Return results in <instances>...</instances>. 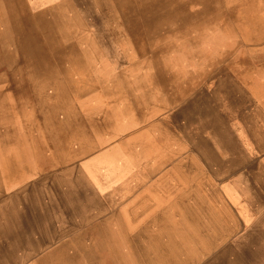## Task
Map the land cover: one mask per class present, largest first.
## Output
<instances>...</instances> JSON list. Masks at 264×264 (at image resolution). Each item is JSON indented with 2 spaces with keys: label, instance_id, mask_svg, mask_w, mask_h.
Masks as SVG:
<instances>
[{
  "label": "rangeland",
  "instance_id": "1",
  "mask_svg": "<svg viewBox=\"0 0 264 264\" xmlns=\"http://www.w3.org/2000/svg\"><path fill=\"white\" fill-rule=\"evenodd\" d=\"M0 264H264V0H0Z\"/></svg>",
  "mask_w": 264,
  "mask_h": 264
},
{
  "label": "crops",
  "instance_id": "2",
  "mask_svg": "<svg viewBox=\"0 0 264 264\" xmlns=\"http://www.w3.org/2000/svg\"><path fill=\"white\" fill-rule=\"evenodd\" d=\"M173 111V110H172ZM162 114H163V116H165L167 119L169 118V112L168 111H166V112H164V110H162ZM181 126H184V124L182 123V125ZM163 127V126H162ZM163 129H166V130H168V131H170V132H172V133H177V131H176V129L174 128V126L172 125L171 126V124H170V122H167V123H165V125H164V127H163ZM194 132H195V129H194ZM237 135H239V137H241L240 136V134L239 133H237ZM204 136L207 138V140L209 141V144L211 145L213 142L209 139L210 138V135L208 134V133H204ZM179 138H180V140H181V142L180 143H178L179 144V146L181 145V149L183 148V146L185 145L186 146V149H188L187 150V152H186V154L187 155H189V154H193V152L192 151H194V146L192 145V143H190V142H187V140L185 139L186 137H184V136H182V137H180L179 136ZM226 200H227V202H231V200H230V198L229 197H226Z\"/></svg>",
  "mask_w": 264,
  "mask_h": 264
},
{
  "label": "bare ground",
  "instance_id": "3",
  "mask_svg": "<svg viewBox=\"0 0 264 264\" xmlns=\"http://www.w3.org/2000/svg\"><path fill=\"white\" fill-rule=\"evenodd\" d=\"M37 3V2H36ZM91 85V84H90ZM21 108V107H20ZM32 108V107H31ZM162 120V119H161ZM135 127V126H134ZM19 128V127H18ZM136 128V127H135ZM131 130V129H130ZM122 131V130H121ZM124 132V131H123ZM116 133V132H115ZM155 133V132H154ZM155 135V134H154ZM158 135V134H157ZM160 135V134H159ZM168 136V135H167ZM112 137V136H111ZM126 137V136H125ZM148 137V136H147ZM155 138V137H154ZM158 138V137H157ZM156 138V139H157ZM109 139V138H108ZM107 139V140H108ZM172 139V138H171ZM106 140V141H107ZM111 140V139H110ZM148 140V139H147ZM155 140V139H154ZM163 140V139H162ZM119 141V140H118ZM150 141V140H149ZM153 141V140H152ZM173 141V140H172ZM169 142V141H168ZM19 143V142H18ZM114 143V142H113ZM146 143V142H145ZM147 143H149V142H147ZM20 144V143H19ZM150 144H152V143H150ZM149 145V144H148ZM150 146V145H149ZM173 146V145H172ZM20 150V149H19ZM166 150V149H165ZM20 151H22V150H20ZM19 151V152H20ZM11 152V151H10ZM21 153V152H20ZM95 154V153H94ZM160 154V153H159ZM158 154V155H159ZM7 156V155H6ZM25 156V155H24ZM8 157V156H7ZM29 157V156H28ZM90 157V156H89ZM151 157V156H150ZM4 158H5V155H4ZM25 158V157H24ZM107 159V158H106ZM27 160V159H26ZM32 161V160H31ZM91 161V160H90ZM103 161V160H102ZM81 162V161H80ZM33 163V162H32ZM122 165V164H121ZM187 165V164H186ZM105 166V165H104ZM11 167V166H10ZM24 167V166H23ZM70 167V166H69ZM253 167V166H252ZM7 169V168H6ZM8 170V169H7ZM118 170V169H117ZM20 173H21V171H19ZM106 173V172H105ZM253 173V172H252ZM32 174V173H31ZM52 174V173H51ZM254 175V174H253ZM14 177V176H13ZM12 177V178H13ZM43 177V176H42ZM254 177V176H253ZM12 180V179H11ZM20 180V179H19ZM256 180V179H255ZM27 181V180H26ZM261 181V180H260ZM14 182H16V181H14ZM259 182V181H258ZM9 184V183H8ZM12 184V183H11ZM19 184V183H18ZM261 185V184H260ZM6 186H8V185H6ZM14 186H16V185H14ZM262 187V186H261ZM29 188V187H28ZM15 189V188H14ZM105 189V188H104ZM8 191V190H7ZM108 191V190H107ZM106 194V193H105ZM20 197V196H19ZM108 197V196H107ZM3 207V206H2ZM1 207V208H2ZM6 214V213H5ZM11 214V213H10ZM4 215V214H3ZM12 215V214H11ZM5 217V216H4ZM121 217V216H120ZM8 218V217H7ZM108 221V220H107ZM117 222V221H116ZM108 236V235H107ZM125 238V237H124ZM111 239V238H110ZM108 240V239H107ZM109 242V241H108ZM66 250V249H65ZM136 257V256H135ZM117 262V261H116Z\"/></svg>",
  "mask_w": 264,
  "mask_h": 264
}]
</instances>
